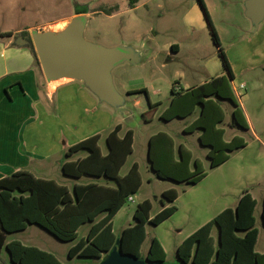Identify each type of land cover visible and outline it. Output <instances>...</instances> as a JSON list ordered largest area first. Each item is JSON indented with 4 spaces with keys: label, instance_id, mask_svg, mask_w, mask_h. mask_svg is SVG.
<instances>
[{
    "label": "rangeland",
    "instance_id": "rangeland-1",
    "mask_svg": "<svg viewBox=\"0 0 264 264\" xmlns=\"http://www.w3.org/2000/svg\"><path fill=\"white\" fill-rule=\"evenodd\" d=\"M131 1L15 0L13 10L18 12L16 13L18 17L11 22V27L0 23V27H5L0 28V33L4 30L20 32L18 38L24 40H14L13 44L26 43L22 32H26L27 28L32 32L37 30L32 29L34 26L42 27L48 22L70 15L78 2L90 7L84 32L86 40L107 48L123 43H130L137 49L144 47L146 52L141 63H126L113 71L116 88L124 96L125 104L116 109L100 101L103 109L113 119L112 122L115 125H122L123 133L129 129L134 131L133 152L128 157L121 175H125L132 165L137 163L142 176L140 190L131 196L134 201L129 198L122 211L114 219V232L120 235L125 227L134 223L137 206L144 200L148 199L153 203L151 215L158 214L163 208L162 193L175 188L179 191V197L174 203L177 212L160 226L147 224V238L142 246V253L144 255L148 253L151 240L156 237L165 245L169 263H178L177 245L179 242L196 231L200 225L208 223L214 213L221 209L218 207L212 210L214 202L224 203L225 201L220 190L214 188L221 180L222 176L219 174L223 172L224 177L231 179L232 173L229 168L238 163H242L245 167L255 164L264 168V160L260 163L256 161L258 153L264 151V148L262 142L256 140L252 131L228 127L232 118L230 109L232 105L225 102L226 120L220 125L226 130L224 139L231 141L234 136H241L246 140L248 148L237 153L221 169L192 187H188L184 182L178 183L171 179L157 177L149 159V141L152 135L162 131L174 139L176 159L179 158L180 144H185L192 151L194 158L189 168L190 171L196 170L195 160L198 159L200 168L210 172L209 148L200 143L197 133H184V128L193 122L197 113L184 119L175 118L171 121H166L161 116L170 104L174 83H182L184 87L192 82L197 84L207 77L206 70L218 72L223 68V63L210 28L207 27V21L203 19V13L202 26L197 28L196 32H192V27L188 23L192 7L197 4L198 0H137L134 4ZM208 1L216 19V25L212 20L213 24L219 37L223 39L220 40L223 50L228 60L230 59L238 68L236 86L243 96L240 98L235 94V98L241 105L246 118L264 140V63L261 58V51L264 49L262 45L264 23L259 29H255L252 21L245 14L244 5H237L235 0H223L221 3L217 0ZM83 8L85 9L83 6H76V10ZM96 11L100 13L97 14ZM227 18H231L230 23L224 22ZM174 43L179 44L182 50L178 57L170 59L165 48ZM240 83H245L246 89H239ZM125 86L129 87L130 91L138 92L130 97L127 92H124ZM148 97L153 103L161 101L162 106L151 109ZM85 119L89 120L87 116ZM87 128L86 126V130ZM106 134L107 132H102L100 141V147L104 153L107 150ZM156 165L161 169L171 171V155L167 148H162ZM53 175L73 190L75 181L66 177L62 170ZM87 180L88 178L84 181ZM258 187L257 193L260 195L264 190V181L262 186ZM90 227L91 223H87L80 228L79 239L88 234ZM258 227L261 231V238L257 248L261 250L264 246V227L260 213H258ZM12 240H19L24 245L53 253L63 264H98L100 261L84 257L70 258L68 252L75 242L60 241L36 224L29 225L26 230L9 234L7 241ZM0 264H10V255L6 248L0 255Z\"/></svg>",
    "mask_w": 264,
    "mask_h": 264
},
{
    "label": "trees",
    "instance_id": "trees-1",
    "mask_svg": "<svg viewBox=\"0 0 264 264\" xmlns=\"http://www.w3.org/2000/svg\"><path fill=\"white\" fill-rule=\"evenodd\" d=\"M198 2L218 47L226 74L179 92L175 90L177 83H174L173 98L161 117L166 121L184 119L199 109L198 117L184 131L187 134L201 132L199 140L203 146L209 148L208 158L211 160L212 170L226 163L233 153L248 145L241 136L225 141V130L219 127L226 119L222 104L229 102L232 105L230 128L249 130V125L233 94L234 76L219 35L204 0ZM131 3L134 4L135 0ZM22 34L26 39V46L32 51L40 67L31 34L27 31ZM0 35L6 37L13 34ZM149 105L153 109L161 103L153 104L149 99ZM122 128L119 124L107 135L106 153L100 147V135L92 136L68 150L67 160L62 166L63 174L74 181L85 177L96 179L95 182H75L73 190H70L64 184L36 177L28 171L16 172L0 179V255L6 248L10 255V264H63L53 253L24 245L19 240L7 241L9 234L26 230L32 224L42 227L60 241H74L75 244L68 252L70 258L100 260L105 253L112 250L117 239H120L125 253L147 258L150 262L169 264L167 253L158 238L151 240L146 255L142 253V246L147 238L148 223L159 226L176 213L177 207L174 203L179 197L177 189L171 188L162 193L163 209L158 214L152 217L153 203L151 200H144L137 206L134 223L120 235L114 232V218L142 186L137 163L132 165L128 173L121 175L133 152L134 144V131L129 129L121 135ZM149 142L150 161L159 179H171L194 186L207 176L208 172L200 168L198 159L195 160L196 170L190 171L194 157L184 144L179 145V158H175V141L168 133L158 132L151 136ZM162 148H167L171 155V171L156 165ZM256 207L257 200L245 191L236 207L225 209L183 241L177 249L178 263L264 264V253L256 251L259 239ZM262 219L264 223V208ZM87 223H91L88 234L79 239V230ZM216 228L218 234L214 236L213 231Z\"/></svg>",
    "mask_w": 264,
    "mask_h": 264
},
{
    "label": "crops",
    "instance_id": "crops-1",
    "mask_svg": "<svg viewBox=\"0 0 264 264\" xmlns=\"http://www.w3.org/2000/svg\"><path fill=\"white\" fill-rule=\"evenodd\" d=\"M217 1L221 3L223 0ZM235 1L237 5H244L245 8V2L247 0ZM136 2L137 0H135V3ZM204 2L208 7V11L212 20L214 21V24L216 25V19L214 17L210 2L208 0H204ZM76 6H83L85 9L83 8L78 11L76 10ZM14 7L15 0H0V23L4 24V26L11 27V22L18 17L16 14L18 12L13 10ZM89 13V6L86 7L85 5H81L77 2L74 11L70 15L53 22H48L42 27L34 26L32 29H37L38 31L59 32L63 30L67 24L77 15L86 14L88 17ZM95 13L99 14L100 12L96 11ZM202 13L204 21H207L203 9L200 8V4L197 2V4L192 7V14H190L188 17V23L191 25L193 33L196 32L197 28H201L202 26ZM224 22L230 23L231 18L225 19ZM263 23L264 21L261 23V25ZM27 31L31 32L29 28H27ZM1 32L12 33L13 35L0 37V179H3L6 176L12 175L16 172L28 171L34 174L36 177L52 179L61 183L53 174H57V172L59 173V171L62 170V166L67 160L66 154L68 150L78 143L95 135H100L102 140V132H107L105 135L106 138L109 132L112 131L118 124L115 125L112 122L113 119L109 116L108 112L103 109V106H101V100L93 92H91L84 82L71 79H59L51 82L47 81L42 69L39 68L36 63L34 54L26 46V43L22 42L23 44H13L14 40H24L23 38H18V34H20V32H13L9 30H4ZM219 38L220 40H223L221 37ZM262 45L264 46V40H262ZM117 46L133 48L139 55L140 61L138 63H141L144 60L143 57L146 52L144 47H141L144 50L137 49L136 46L134 47V45L130 43H123ZM181 50V46L177 43L165 48V52L170 59L178 57L181 53ZM261 54V58L264 63V49L261 51ZM126 63L130 62H124L116 68L120 67L121 65H125ZM229 63L234 76L232 88L233 94L235 96V94L238 95L239 93L238 86H236V73L238 68L232 63L230 59ZM205 73L207 77L201 79V81L197 84L192 82L184 87L182 83L176 82L177 88L175 90L179 92L181 89L187 90L192 87L200 86L212 78L226 74V71L223 67L218 72L206 70ZM193 78L195 79V77ZM117 84H119L118 81ZM240 84H244V89H246L245 83ZM124 92L129 94L128 92H132V90L130 91L129 87L125 86ZM134 95L136 94H129L128 96L131 97ZM172 98L170 99V102ZM156 103H161L160 106H162L161 101H157L153 104ZM224 104L225 102L222 104L225 110ZM230 109L232 117L233 109L231 107ZM194 113H197V116L195 117L196 119L199 115V110L196 109ZM85 116H87L89 120L85 119ZM246 120L248 119L246 118ZM247 122L249 125V131H252L256 140L262 142L264 148V140L257 133L249 120ZM220 125L219 127L222 128ZM86 126L88 127L87 130ZM124 133L121 132V135ZM184 133L187 134L185 131ZM195 133H197L199 136L201 132L196 131ZM247 148L248 145L244 149L233 153L231 158L226 163L210 170L205 178L218 171V169H221V167L227 164L237 153ZM262 160H264V151L259 152L256 159V161L259 163ZM229 169L232 173L231 179L224 177L223 172H221L219 174L222 176L221 180L218 181V185L216 184L214 187L215 189L220 190V194L225 199V201L224 203L221 201L214 202V206H212L211 209L215 210L218 207H221V209L216 211V213H214L208 222L225 209L236 207L244 192L247 191L251 193L257 200V207L255 211L257 219L256 226L258 227V213H260L261 223L264 227L262 219V211L264 208V190H262L260 195L257 193V189H259L258 186L261 187L264 181V168H260L259 165L255 164H249L247 167H245L242 163H238L236 166H231ZM85 179L87 178L83 177L75 182L86 184L96 181V179L92 178H88L87 181H84ZM122 209L119 211V213L122 211ZM174 215H172L169 219H171ZM204 224L200 225L196 231ZM130 225H132V223H130ZM193 233H190L184 239H182L177 245V249L183 243V241ZM213 234L214 236H217V228L214 229ZM260 238L261 231L259 229V239L256 245V251L259 253H264V246L261 250H258L257 248ZM160 242L166 251L165 245L162 241ZM167 263H169L168 255Z\"/></svg>",
    "mask_w": 264,
    "mask_h": 264
},
{
    "label": "water",
    "instance_id": "water-1",
    "mask_svg": "<svg viewBox=\"0 0 264 264\" xmlns=\"http://www.w3.org/2000/svg\"><path fill=\"white\" fill-rule=\"evenodd\" d=\"M245 14L258 29L264 21V0H247ZM88 17L79 14L59 31L31 32L41 69L47 81L59 79L79 80L102 102L119 109L125 104L124 96L117 90L113 70L124 62L138 63L139 55L131 47L107 48L91 43L84 37ZM150 159V146H149ZM98 264H166L150 262L125 253L120 239L105 253Z\"/></svg>",
    "mask_w": 264,
    "mask_h": 264
},
{
    "label": "built area",
    "instance_id": "built-area-1",
    "mask_svg": "<svg viewBox=\"0 0 264 264\" xmlns=\"http://www.w3.org/2000/svg\"><path fill=\"white\" fill-rule=\"evenodd\" d=\"M244 87H245L244 84H240V85H239V88H240V89H244ZM176 88H177V87H176ZM238 96L241 98V97L243 96V94H242V93H238ZM130 200H131V201H134V199H133L132 197H130Z\"/></svg>",
    "mask_w": 264,
    "mask_h": 264
}]
</instances>
